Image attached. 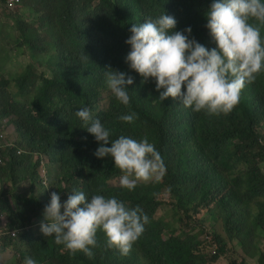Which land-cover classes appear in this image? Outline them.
Listing matches in <instances>:
<instances>
[{
	"label": "trees",
	"instance_id": "obj_1",
	"mask_svg": "<svg viewBox=\"0 0 264 264\" xmlns=\"http://www.w3.org/2000/svg\"><path fill=\"white\" fill-rule=\"evenodd\" d=\"M28 1L19 0L12 9L4 6L0 9L18 24L21 23L20 16L12 11L30 6ZM55 1L62 4L61 10H57L59 23L66 20L68 26L63 30L67 42L62 45L61 53L57 45H52L58 53L51 62L50 69L54 68L51 77L45 76L46 72L37 67L27 65L15 79L17 90H8L9 79L0 80V117L5 121L4 117L14 116L20 138V143L9 146L0 139V158L3 160L0 179L9 178L15 187L24 180H29L32 185L27 195L17 192V188L0 191L1 229H21L17 240L8 238L2 247L20 251L18 243L24 223L34 220L36 213L38 217L41 214L43 203L40 205V191L35 188L38 176L30 164L32 151L59 164L62 169L56 177L59 187L69 192L81 191L88 199L90 191H95L99 185L98 177L109 172L108 166L114 162L111 157L94 155L100 143L82 128L83 122L76 116L78 110L87 107L96 110L104 120L110 142L120 136L136 141L145 136L155 142L166 166L162 185L173 199L168 212L174 221L157 217L154 195L159 186L143 184L131 191L109 190L126 198L128 207L139 206L149 218L148 232L142 233L143 238L130 254V262L118 257L117 250L107 248L102 230L97 232L98 243L91 249L92 258L73 259L71 255H61L55 247L44 246L34 260L42 264H59V261L64 264H142V256L145 264H218L224 254L221 253L225 246L223 241L219 247L217 236L210 237L208 243L186 232H200L198 226L189 225L187 221L192 216L196 218L204 203L210 201L208 196L219 189L217 193L225 190V196L213 201L223 206L221 212L227 223L224 231L230 240H236L243 246L241 249L246 250L243 258L235 257L231 264H254L249 262L254 257H257L256 264H264V244L258 246L254 235L261 237L253 231L255 226L260 234H264V171L261 168L264 146L259 145L255 152L258 160L251 161L241 175H236L238 167L228 152L233 137L253 148L255 128L261 122L264 125V71L257 75L256 81L246 84L231 113L216 116L186 108L179 99L168 98L161 102L155 80L150 78L142 83V77L126 63L131 50L126 40L131 36L133 24L155 20L164 13L175 18L177 23L173 31L190 27L189 39L194 38L209 50L215 48L206 27V13L213 0ZM250 22L260 28L264 39V25ZM21 31L24 36L21 44L36 54L38 38L30 37L24 29ZM108 67L126 73V79L128 76L133 78V84L127 85L132 97L129 106L121 104L111 93L107 108L99 107L103 91L108 88L105 75ZM131 113L138 116L132 123L119 119ZM6 129L8 127H0V135L5 138L2 132ZM23 147L30 152L25 153ZM242 147L238 146L239 149ZM243 155L250 160L247 153ZM230 187L247 192L240 197L230 194ZM252 202H257L258 209L251 221L254 226L246 223V218L252 217L249 208ZM166 203L165 206H169ZM234 204L237 209L232 208ZM240 206L243 209H238ZM3 217L6 218L4 223ZM162 231L169 234L163 242L159 238ZM213 245L216 254L209 253Z\"/></svg>",
	"mask_w": 264,
	"mask_h": 264
},
{
	"label": "clouds",
	"instance_id": "obj_2",
	"mask_svg": "<svg viewBox=\"0 0 264 264\" xmlns=\"http://www.w3.org/2000/svg\"><path fill=\"white\" fill-rule=\"evenodd\" d=\"M0 6L8 8L4 4ZM1 13L3 12L0 9ZM206 19V27L216 45L211 50L194 38L189 39L190 27L183 31H173L177 22L174 17L165 13L155 20L133 24L130 29L131 36L126 40L131 46L126 63L142 77V83L150 78L155 80L156 91L159 92L158 99L161 102L168 98L179 99L184 107L195 112L203 111L216 116L228 115L239 103L240 94L246 84L256 81L257 75L264 71V39L261 38L260 28L250 22L256 21L259 25H264V0H213L206 13ZM106 70L107 86L111 93L121 104L129 106L132 97L128 94L127 85L133 84V78L128 76L126 79V73L111 67ZM44 75L51 77V74ZM76 116L83 122L82 128L93 135L95 142L100 143L94 155L97 158L111 157L114 163L108 166L109 172L106 175L98 177L99 185L95 191H90L88 199L81 191L69 192L59 187L56 177L62 171L60 166L58 169L55 167L54 174L50 176L49 164L45 157L32 151L30 164L38 176L35 188L40 191V205L43 203L41 214L38 217L36 213L34 220L24 223L21 241L18 243L20 251L12 247L4 249L2 246L8 238L17 240L21 229L2 230L0 227V256L12 249L17 257L15 263L0 260V264H42L34 258L44 246L55 247L61 255H71L73 259L85 256L92 258L94 253L91 249L97 246L98 230L105 234L107 248L117 250L118 257L130 262V254L143 238L142 233L144 230L148 232L149 218L139 206L128 207L126 198L109 190L131 191L136 187H143V184L159 186L154 195L158 209L157 217L167 219L165 214L158 215L162 210H170L164 204L170 195L162 185L166 166L154 146L155 142L145 136L144 139H139L140 141L120 136L110 142V132L105 128V122L96 110L84 107L76 112ZM4 118L5 121L0 117V127L8 129L2 132L6 138L0 135V139L9 146L17 142V124L13 115ZM137 118L136 113L119 117L127 123H132ZM254 138L253 148L236 137L230 139L228 152L231 154L229 158L235 161L238 167L236 175L244 173L251 161L258 160L255 152L259 145L264 146L263 122L255 128ZM108 144L111 146H106ZM240 145H243L241 149L238 148ZM23 149L25 153L30 152L27 148ZM244 153L249 155L250 160L245 158ZM53 163L58 164L55 161ZM0 164H3L1 158ZM38 167L43 170L41 176ZM263 167L264 162L261 163L264 171ZM50 180L53 186L57 185L56 191L53 186H47ZM111 181L117 182L118 185L112 184ZM5 182L10 184L11 180L6 178ZM218 190L215 189L208 196L210 201L207 200L204 207H219L223 217V206L213 201L214 198L221 200L225 196V190L221 194L217 193ZM228 192L241 197L247 191L230 187ZM49 201L50 203L46 204ZM256 204L257 202H252L249 208ZM232 208L237 209L235 204ZM225 209L232 212L229 207ZM238 209H243V206ZM198 214L187 222L189 225L198 226L200 232L186 233L209 243L210 237L214 238V235L211 230L205 229V221ZM256 214L248 217L246 223L253 225L251 221ZM5 220L3 217L2 223ZM223 221L227 224L224 219ZM253 231L264 239V234H260L255 226ZM168 236L166 231H162L159 238L163 242ZM215 247L213 245L209 253L216 254ZM197 252L201 254L202 251ZM140 262L145 264L142 256ZM59 264L64 263L59 261Z\"/></svg>",
	"mask_w": 264,
	"mask_h": 264
},
{
	"label": "rangeland",
	"instance_id": "obj_3",
	"mask_svg": "<svg viewBox=\"0 0 264 264\" xmlns=\"http://www.w3.org/2000/svg\"><path fill=\"white\" fill-rule=\"evenodd\" d=\"M28 4L31 5L28 7L25 5L18 11H12L15 15L19 14L21 23L15 24L14 19L7 17V12L0 14V80L6 81L9 79V91L17 90L15 79L19 73L25 70L27 65H33L37 67L38 70L44 71L47 75H50L54 69H50L51 62L54 61L53 57L58 53V49H54L52 45H57L61 53L64 47L62 45L67 42L63 30L68 26V21L65 20L59 23L60 19L57 16V10H61L62 4L57 3L55 0H41L39 2L29 0ZM36 21L39 22L35 23ZM41 25L43 26L42 28L40 27ZM21 29L26 30L30 37L34 36L38 38L37 43L39 48L36 50V54H32L26 45L21 44L24 40ZM110 94L111 90L109 88L103 91L102 99L99 102V107L101 109L107 107ZM1 102H4V100H1ZM0 109L2 108L0 107ZM13 120L15 121V118ZM15 138L17 143H20L17 131ZM45 159L49 164V175L52 176L55 167L58 169L59 165H55L48 157H45ZM38 171L41 176L43 170L38 167ZM5 181L6 178L0 179V191H10L13 188H17V192L24 193L25 195L31 191L32 185L29 180L19 182L17 187H15L12 182L8 184ZM111 183L118 185V183L114 181H111ZM47 186H53L51 180L48 181ZM53 188L56 191L57 185L53 186ZM172 202L173 199L169 197L166 203L169 205L167 209L170 208ZM250 210L251 215L258 213L256 205L250 207ZM160 214H165L167 219L174 221L170 212L162 210L158 213V215ZM198 216L205 221V229L211 230L215 237L217 236L220 238V241L218 240L219 247L223 244L225 245L223 246V252H221L224 254L217 261L218 264H231L234 261L233 258H243L246 250L244 248L241 249L243 247L242 245L236 240H230L227 236L224 231V221L219 207L206 206L200 211ZM247 219L248 217L246 220ZM254 238L258 246L264 243V239H260L256 235H254ZM0 260L2 262L6 261V263H15L17 257L15 252L10 249L0 256Z\"/></svg>",
	"mask_w": 264,
	"mask_h": 264
},
{
	"label": "built area",
	"instance_id": "obj_4",
	"mask_svg": "<svg viewBox=\"0 0 264 264\" xmlns=\"http://www.w3.org/2000/svg\"><path fill=\"white\" fill-rule=\"evenodd\" d=\"M19 0H0V4H4L8 8H14Z\"/></svg>",
	"mask_w": 264,
	"mask_h": 264
},
{
	"label": "crops",
	"instance_id": "obj_5",
	"mask_svg": "<svg viewBox=\"0 0 264 264\" xmlns=\"http://www.w3.org/2000/svg\"><path fill=\"white\" fill-rule=\"evenodd\" d=\"M251 253H252V252H251ZM253 259H254L255 261H254ZM256 259H257V257L251 258V260H250L249 262H250V263H254V264H256Z\"/></svg>",
	"mask_w": 264,
	"mask_h": 264
}]
</instances>
